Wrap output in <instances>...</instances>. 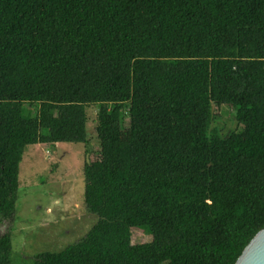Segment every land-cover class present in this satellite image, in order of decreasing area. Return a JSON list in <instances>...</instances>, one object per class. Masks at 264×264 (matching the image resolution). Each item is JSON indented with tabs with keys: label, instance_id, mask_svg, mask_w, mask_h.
<instances>
[{
	"label": "trees",
	"instance_id": "1",
	"mask_svg": "<svg viewBox=\"0 0 264 264\" xmlns=\"http://www.w3.org/2000/svg\"><path fill=\"white\" fill-rule=\"evenodd\" d=\"M90 106L97 222L34 264H235L264 229V0H0V221L26 148L87 146Z\"/></svg>",
	"mask_w": 264,
	"mask_h": 264
},
{
	"label": "rangeland",
	"instance_id": "2",
	"mask_svg": "<svg viewBox=\"0 0 264 264\" xmlns=\"http://www.w3.org/2000/svg\"><path fill=\"white\" fill-rule=\"evenodd\" d=\"M89 144L28 146L19 166V187L15 213L11 220L0 221V236H11L12 264H34L38 255L60 252L85 237L97 217L84 206V163L99 159L95 125L97 108L86 109ZM210 129L226 136L242 129L233 110L213 109ZM127 138V132L121 134ZM125 212L118 214L123 219ZM132 243L149 242L151 237L133 229Z\"/></svg>",
	"mask_w": 264,
	"mask_h": 264
},
{
	"label": "water",
	"instance_id": "3",
	"mask_svg": "<svg viewBox=\"0 0 264 264\" xmlns=\"http://www.w3.org/2000/svg\"><path fill=\"white\" fill-rule=\"evenodd\" d=\"M235 264H264V229L248 243Z\"/></svg>",
	"mask_w": 264,
	"mask_h": 264
}]
</instances>
